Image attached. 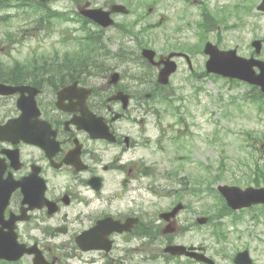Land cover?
<instances>
[{"label":"flooded vegetation","instance_id":"1","mask_svg":"<svg viewBox=\"0 0 264 264\" xmlns=\"http://www.w3.org/2000/svg\"><path fill=\"white\" fill-rule=\"evenodd\" d=\"M74 20L71 61L58 47L54 64L36 66L22 82L38 89L39 116L0 136V198L13 188L2 221L10 220L19 244L37 246L54 264H141L162 239L182 243L180 230L164 234L155 210L166 189L143 158L150 136L142 105L159 68L142 76L141 48L124 45L123 22L103 29ZM18 96L0 95V125L20 114Z\"/></svg>","mask_w":264,"mask_h":264},{"label":"rangeland","instance_id":"2","mask_svg":"<svg viewBox=\"0 0 264 264\" xmlns=\"http://www.w3.org/2000/svg\"><path fill=\"white\" fill-rule=\"evenodd\" d=\"M101 3L103 0H95ZM156 3L153 6L151 15L146 18L147 22L158 21L162 15H166L167 24L162 25L156 29L153 34L143 37L147 40L152 48L158 53L168 52L175 42L180 43L181 46L187 42L191 44H198V39L195 37V20L193 15L184 16L182 20L175 17L176 9H181V4L177 0H150ZM237 2V0H208V7L213 11L217 6L229 2ZM255 4L258 3L259 0ZM66 2L59 1L53 3V7L64 8ZM227 7L230 5H226ZM141 12L147 9L146 6H140ZM14 10L9 9L7 13L12 14ZM214 12V11H213ZM223 13H218L222 15ZM129 15L126 18H132ZM219 17V16H218ZM10 29H21L20 21L10 18ZM16 20V21H15ZM194 20V21H193ZM236 18H229L227 23L231 25L236 23ZM191 23L192 28H187L185 24ZM184 24V26H183ZM175 26L182 27V31L175 33L173 28ZM30 25L25 24L23 29H29ZM222 43L221 48H236L237 53L241 56H248L252 50L250 46L251 40L254 38H264V15H243L241 23L236 28L225 29L221 26ZM171 35L169 44L166 43L163 37V32ZM28 34V31H24ZM53 35L49 38L44 37L46 33L28 37L22 40L21 43H16L12 48L0 44V62L9 63L13 58H18L23 61L36 58L37 60L51 51H53L60 44L58 42L59 34L56 28ZM216 33L208 35L209 40L215 42ZM134 39L129 37L127 40L129 45H135ZM264 59V52L259 55ZM204 57L202 54H196L195 63L197 68L202 69ZM3 65H6L4 64ZM201 63V65H199ZM188 77V71L185 64H180L178 72L173 77L172 87L180 88L184 84V78ZM196 85L203 88V91L194 95L192 88L185 86L184 95L186 96L184 104V112L186 120L190 124L187 138L189 142L190 152L184 151L189 156L190 160L187 164V169L194 175L197 173L204 174L206 172L203 166L212 164V172H217V166L225 161L223 166V181L220 183L234 184L240 187L256 186L253 181V173L251 166L254 162L264 165V111L259 110L257 105L250 101L243 99V94L248 90L245 85L237 87H230L223 79L194 80ZM194 95V96H193ZM193 96V98H192ZM8 99H2V102H7ZM149 124L147 131L154 141L159 134V129L156 125V120L152 115H148ZM173 117L165 119L164 126L172 123ZM250 135V136H249ZM256 136V137H254ZM252 140H250V138ZM254 140V141H253ZM253 142V147L248 146ZM165 153L155 150L152 145L150 149L143 150L144 158L149 162H153L161 169L173 157V149L165 142ZM258 149V151H257ZM260 149V150H259ZM260 151V152H259ZM244 159V160H243ZM242 160V161H241ZM204 164V165H203ZM202 165V167H200ZM258 186H264V180L260 179ZM144 198L151 199L152 197L145 195ZM168 201V200H167ZM196 210H201L202 205L196 202ZM257 215L258 217H253ZM226 222L228 218L224 219ZM211 225H203L202 232L196 234L193 232L192 239L202 241L209 247V255H212L217 264H230L220 254H216L215 250L219 248V243L214 241L210 233ZM228 240L222 245L227 247V250H234L236 248H243L244 245L249 246V250L254 259V264H264V209H255L246 211L243 215L242 221L236 226H228ZM236 251V250H235ZM150 264H164L162 260Z\"/></svg>","mask_w":264,"mask_h":264},{"label":"water","instance_id":"3","mask_svg":"<svg viewBox=\"0 0 264 264\" xmlns=\"http://www.w3.org/2000/svg\"><path fill=\"white\" fill-rule=\"evenodd\" d=\"M206 51L211 53V59L208 63L209 70L220 72L226 76L248 80L251 83L261 85L264 90V62L254 59H242L235 56V51L223 53L222 57H220V52L216 53L210 47H208ZM253 66H258L260 68L261 72L258 75L254 73L252 69ZM23 89H25V87H13L0 84V93L2 94L13 93L17 90L22 91ZM30 104L34 105L33 100L30 102L28 98L18 100V106L22 110V114L19 116L18 121H23L28 117L27 110ZM219 190L232 208L245 207L255 203H264V188H247L241 190L237 187L220 186ZM235 262L239 264H250L251 260L248 258L247 252H243L237 256Z\"/></svg>","mask_w":264,"mask_h":264},{"label":"trees","instance_id":"4","mask_svg":"<svg viewBox=\"0 0 264 264\" xmlns=\"http://www.w3.org/2000/svg\"><path fill=\"white\" fill-rule=\"evenodd\" d=\"M20 71V68L19 67H17V68H15V73L17 74L18 72ZM19 76H17L16 75V78H18ZM224 205V204H223ZM226 207V206H225Z\"/></svg>","mask_w":264,"mask_h":264}]
</instances>
